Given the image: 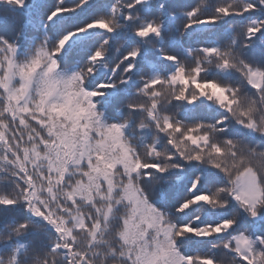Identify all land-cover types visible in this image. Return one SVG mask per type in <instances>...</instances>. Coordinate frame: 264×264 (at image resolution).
Masks as SVG:
<instances>
[{"label":"snow or ice","instance_id":"snow-or-ice-1","mask_svg":"<svg viewBox=\"0 0 264 264\" xmlns=\"http://www.w3.org/2000/svg\"><path fill=\"white\" fill-rule=\"evenodd\" d=\"M0 264H264V0H0Z\"/></svg>","mask_w":264,"mask_h":264}]
</instances>
